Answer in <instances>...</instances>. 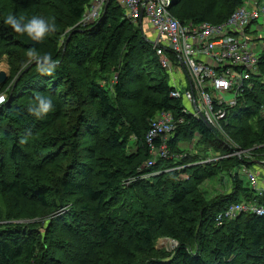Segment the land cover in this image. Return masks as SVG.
Instances as JSON below:
<instances>
[{"label": "trees", "instance_id": "1", "mask_svg": "<svg viewBox=\"0 0 264 264\" xmlns=\"http://www.w3.org/2000/svg\"><path fill=\"white\" fill-rule=\"evenodd\" d=\"M91 1L0 0V58L17 50H7L15 76L0 84L8 94L0 107V193L21 215L25 205L41 211L37 222L19 223L0 199V264H264V215L240 210L217 220L231 207L264 205V191L244 186L237 171L251 172L264 160V53L252 85L223 121L242 151L226 156L235 149L171 96L170 74L145 26L125 17L120 0L94 23L74 27ZM244 3L174 0L170 11L182 23H220ZM10 14L43 18L55 30L37 43L4 23ZM68 28L63 47L58 37ZM45 55L56 62L50 73ZM147 77L156 82L148 85ZM37 96L53 100L54 112L43 119L28 111ZM162 111L182 121L168 154L145 166L152 159L147 134ZM64 117L72 121L53 137L47 130ZM227 176L228 190L213 198L201 191L206 180ZM66 208L71 213L62 216ZM165 237L179 246L163 259L156 246Z\"/></svg>", "mask_w": 264, "mask_h": 264}, {"label": "built area", "instance_id": "2", "mask_svg": "<svg viewBox=\"0 0 264 264\" xmlns=\"http://www.w3.org/2000/svg\"><path fill=\"white\" fill-rule=\"evenodd\" d=\"M125 6V16L138 24L142 10L149 25L156 31L151 42L159 57V62L171 77L177 70H189L186 82L174 83L171 96L182 100V111L208 122L223 121L228 110L234 107L240 96L252 83L251 73L258 72L259 58L264 53V45L252 37L251 28L257 20L262 25L256 31L264 30V0H244L223 22L182 23L170 11L174 0H120ZM107 0H95L93 9H88L80 25L95 22L102 14ZM255 31V32H256ZM184 67H183V65ZM178 81L179 79L175 77ZM198 88V92L193 89ZM8 100L6 92L0 93V107ZM181 118L171 111H162L153 120L147 134V144L151 147L152 159L145 166L156 163V157L168 154V143L177 129ZM159 144H156L157 140ZM168 142V143H167ZM237 149V148H236ZM241 150L233 154L240 155ZM250 180L255 184V177ZM240 210L264 215V205L243 204L220 213L217 220L233 217Z\"/></svg>", "mask_w": 264, "mask_h": 264}, {"label": "rangeland", "instance_id": "3", "mask_svg": "<svg viewBox=\"0 0 264 264\" xmlns=\"http://www.w3.org/2000/svg\"><path fill=\"white\" fill-rule=\"evenodd\" d=\"M226 1H230V0H226ZM2 2H5L6 4H12L14 2V0H2ZM94 2H95V0H92L90 3H88V5H86L85 10L87 11L88 9H93ZM182 7H183V3L180 5V8H182ZM262 22H263L262 20H257V22L254 23L252 25V28H251L252 29L251 30L252 37L255 38L257 41H260L259 43H255V45H258V44L264 45V30H259V31L257 30L256 31V27L258 25H262ZM76 25L74 27H77V29H78V26H76ZM148 25L149 24H148L147 20H145V25L144 26H145V32L148 35L147 39L152 42V41H154V39L156 37V31L150 25L149 26ZM73 28H71V29H73ZM69 30H70V28L66 29L61 34L62 36H59V37H61V39L58 37V39L60 40L61 46H63V47L65 46V43H66L65 41L68 39V37L70 35V33L67 34V32ZM7 50H12L11 53H13V54L17 51L16 48H14V47H9L6 50H4V54L0 58V72L1 71H5L6 74H7V79L9 78V76H10V78L12 77L11 79H13L14 78L13 76H15V70H14V68L11 65V61H14V62H16V61H15V58L10 56V53H8ZM9 57H10V59H9ZM185 69H186L187 73L185 72V70L181 71V70H177L176 69V73L174 74V76L177 77L179 79V81L175 77H171L170 76L169 84L171 86H174V83H177V85L179 87V82H182V81L186 82V77H187V79L192 81V79L190 77L189 70L186 67H185ZM185 75H186V77H185ZM6 82H7V80L4 83H6ZM143 82H145L148 85H150V84H154L156 81L151 80L149 77H147L146 79H143ZM5 86L6 85H2L0 87V92L5 88ZM61 89H64L63 86H61ZM193 90L195 92H198V88L196 89V86H195V88ZM126 102L127 103H131V101H126ZM66 109L69 110L70 109L69 106H66ZM86 109L89 111V113H93V111L90 109V107H87ZM68 112H70V111H68ZM262 113L264 115V112H262ZM71 114H73V113H70V117L72 118L73 116H71ZM138 114H140V113H138ZM157 118H159V114L155 117V119H157ZM67 121H72V119L67 120L64 117L62 121L58 122L55 125V127H54L55 130L53 132L50 133L49 130H47V132L50 135H52L53 137H57L56 135H58L60 132H62L63 130L66 129L65 125H66ZM94 121H96V119H94ZM209 123L211 125L210 127L215 129L217 132H219L220 135L225 139V141L227 143H229V145L236 150V147H237L236 144L237 143L234 142L231 139V137L229 136V134L226 132V129H225L224 124H223V121H212V122H209ZM92 124L94 125V123H92ZM50 125L52 126V124H50ZM85 129H88V128H85ZM45 136H48V135H45ZM188 145H191V143L189 142ZM232 154H233V152L228 154V155H226V156H230ZM248 154H250V153L248 152ZM256 166H257L256 164L254 166H252L253 170L251 172H245L243 170V167H241V168H239L237 170L239 175H240V178L245 180V185L244 186L252 185L253 182L250 180L251 177H255L256 179H258V176L256 174V170L258 171L259 176L261 178H264V175L262 173V171H264V168H262V171L259 172V170H258V168H256ZM228 179H229L228 176H227V179L224 178V177H221V178L216 177V178H213V180L208 179L201 185V189H202L201 191L208 198H213V197L221 194L223 191L228 190L231 187V184L229 183ZM2 198H3L4 202H7V203L11 204V206L9 207L8 210H11V212H13V215H15V216L19 215L20 219L17 222L23 223V224H33L34 222L38 221V219L35 218V216L37 214H41V211H40V208H38L37 206H34V205H28V206L25 205L24 206L25 203H24V201H22V205L24 206V209H23V215H21L22 214L21 209H17L15 207L16 203L13 202L12 198L5 197V194L0 193V199H2ZM155 205H158V204L157 203H153L150 206L152 208ZM59 212L63 216V215H66V213L69 215V213H71V210L69 208H66V210L64 209V210H61ZM47 213L48 212L44 213V215L46 216V218L44 220H46L48 218ZM71 216L73 217V215H71ZM43 239L45 240L44 235H43ZM47 243H48V241H47ZM178 246H179V244L176 241L165 237V238H160L159 240H157L156 248L164 249L163 251L166 252V256L162 257L164 259L166 257L171 256L172 253H174L177 250ZM65 248H66L65 246H62V249H59L58 252H56L58 254V256L62 257L63 252H65ZM38 257H41V255H39ZM49 257H51V255ZM42 260H43V258H42ZM48 260H49V258L48 259H44L43 261L45 262V261H48Z\"/></svg>", "mask_w": 264, "mask_h": 264}, {"label": "clouds", "instance_id": "4", "mask_svg": "<svg viewBox=\"0 0 264 264\" xmlns=\"http://www.w3.org/2000/svg\"><path fill=\"white\" fill-rule=\"evenodd\" d=\"M107 2H106V4H107ZM106 4H105V7H104L101 15L105 14ZM85 13H86V11H85ZM145 18L146 17L144 15L142 20L140 18V21L138 22L141 25V27H143L145 25V21H144ZM80 21L77 23L76 26H78V27L86 26V25H80L79 24ZM4 23L8 26H11V28L17 33L27 34L32 40L36 41L37 43H43L46 35L50 34L51 32H53L55 30V24L54 23L49 24L43 18H40L37 16H33L31 19L26 20V18L23 15L16 16V15L10 14L5 18ZM87 25H89V24H87ZM28 55L30 57H35L37 54L35 51L30 50ZM43 60L45 63L50 65V67L48 68V72L50 73L51 67H54L56 62L54 60H52V57L50 55H45L43 57ZM36 101H37V103L34 106L30 107L28 109V111L31 115H33L37 119H43L48 115L49 112H54L53 100L51 98L45 97V96H37ZM201 119H203V118H201ZM207 123L210 125L209 122H207ZM156 159H157V157H156ZM258 161L263 162L261 160H258ZM252 185L254 187H256V180H255V184L252 183Z\"/></svg>", "mask_w": 264, "mask_h": 264}, {"label": "crops", "instance_id": "5", "mask_svg": "<svg viewBox=\"0 0 264 264\" xmlns=\"http://www.w3.org/2000/svg\"><path fill=\"white\" fill-rule=\"evenodd\" d=\"M149 26V25H148ZM263 162L257 161L256 162V168H258L259 172L262 171V168H264V160H261ZM264 175V171H262ZM256 174L258 176V179H256V189L264 191V178H261L258 174V171L256 170Z\"/></svg>", "mask_w": 264, "mask_h": 264}, {"label": "water", "instance_id": "6", "mask_svg": "<svg viewBox=\"0 0 264 264\" xmlns=\"http://www.w3.org/2000/svg\"><path fill=\"white\" fill-rule=\"evenodd\" d=\"M110 1H111V0H108V2H107V4H106L105 13H106L107 8H108V6H109V4H110ZM143 16H144V11L142 10V12H141V17H140L141 20H142ZM72 33H73V31L70 33V35H69L67 41L70 39ZM182 65H183V64H182ZM183 67H184V65H183ZM28 69H29V67H27V68L25 69V71L28 70ZM184 70H185V72H186L185 67H184ZM186 73H187V72H186ZM6 80H7V74H6V72H5V71H1V72H0V84L4 83ZM201 118L204 119V116H203L202 114H201ZM204 120H205V119H204ZM205 121H206V120H205Z\"/></svg>", "mask_w": 264, "mask_h": 264}, {"label": "bare ground", "instance_id": "7", "mask_svg": "<svg viewBox=\"0 0 264 264\" xmlns=\"http://www.w3.org/2000/svg\"><path fill=\"white\" fill-rule=\"evenodd\" d=\"M120 117V116H119Z\"/></svg>", "mask_w": 264, "mask_h": 264}]
</instances>
